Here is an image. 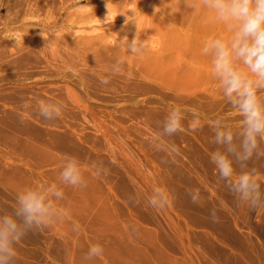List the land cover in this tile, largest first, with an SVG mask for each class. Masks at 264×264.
<instances>
[{
  "label": "rangeland",
  "instance_id": "obj_1",
  "mask_svg": "<svg viewBox=\"0 0 264 264\" xmlns=\"http://www.w3.org/2000/svg\"><path fill=\"white\" fill-rule=\"evenodd\" d=\"M134 35L146 43L135 54ZM230 37L204 0H0V219L26 228L16 213L28 192L49 206L11 264H103L88 258L93 244L103 256L152 252L138 264H264V155L237 161L214 142L220 121L242 151L243 117L202 51ZM43 105H62L61 116L45 120ZM174 108L184 130L170 136ZM212 150L230 158L233 180L254 174L257 209L220 178ZM73 158L84 187L62 178ZM157 191L165 209L149 203Z\"/></svg>",
  "mask_w": 264,
  "mask_h": 264
},
{
  "label": "clouds",
  "instance_id": "obj_2",
  "mask_svg": "<svg viewBox=\"0 0 264 264\" xmlns=\"http://www.w3.org/2000/svg\"><path fill=\"white\" fill-rule=\"evenodd\" d=\"M204 2L214 10L217 21L227 26L231 37L229 41L223 38L209 39L203 47V54L211 53L212 75L219 81L228 103L238 109L243 117V139L240 145L242 151H237L233 145L231 131L219 129L220 121L214 122L216 125L214 142L226 145L227 152L235 156L237 161H247L254 153L257 156L264 155V152L258 150L257 139L259 137L264 141V100L258 95L264 90V0H204ZM126 40L127 35L123 37L122 42ZM128 48L135 54L146 48V43H141L134 35ZM100 83L106 85L109 80L102 78ZM61 113L62 105H43L40 110V115L45 120L57 119ZM182 119L180 109H172L164 122V132L170 136L182 132L184 130ZM173 150L178 151L175 148ZM211 162L216 165L220 178L225 180L228 187L239 194L243 201L249 202L251 209L260 206V185L254 174L244 173L233 180L232 162L221 152L213 153ZM61 175L73 186H85L74 158ZM192 202L198 203L196 196L192 197ZM19 203L21 207L16 214L23 218V224L27 227L18 225L14 219L7 216L0 219V264H11L16 255L13 245L26 234L27 228H31L34 223L37 227L41 224L46 225L45 217L49 215V206L44 204L41 195L28 192L19 197ZM149 203L153 208L162 210L167 207L168 200L162 192L157 191ZM211 216L213 222H216L215 210ZM103 252L102 245L93 244L89 247L87 256L91 259L102 256Z\"/></svg>",
  "mask_w": 264,
  "mask_h": 264
},
{
  "label": "bare ground",
  "instance_id": "obj_3",
  "mask_svg": "<svg viewBox=\"0 0 264 264\" xmlns=\"http://www.w3.org/2000/svg\"><path fill=\"white\" fill-rule=\"evenodd\" d=\"M61 85H62V84H61ZM61 89H62V88H61ZM57 91H58V90H57ZM66 91H67V90H65V92H66ZM54 92H55V91H54ZM65 92H64V93H65ZM52 94H53V92H52ZM61 95H62V94H61ZM89 95H90V94H89ZM64 96H65V95H64ZM66 96H67V95H66ZM92 97H93V96H92ZM60 98H61V97L59 96L58 100H59ZM61 99H62V98H61ZM61 99H60V100H61ZM66 99H67V98H66ZM50 100H51V99H50ZM52 100H54V99H52ZM60 100H59V101H60ZM64 100H65V99H64ZM64 100H63V101H64ZM61 101H62V100H61ZM45 102H46V101H45ZM65 102H67V101H65ZM42 103H43V102H42ZM46 103H48V102H46ZM50 103H51V102H50ZM67 103H68V102H67ZM40 104H41V103H40ZM53 104H55V103H53ZM50 105H51V104H50ZM64 105H66V104H64ZM76 105H77V104H76ZM52 106H53V105H52ZM54 106H55V105H54ZM78 106H79V105H78ZM82 106H83V105H82ZM84 106H85V105H84ZM79 108H80V106H79ZM85 108H86V107H85ZM62 109H63V108H62ZM86 110H88V109H86ZM79 111H80V110H79ZM83 111H85V110H83ZM80 113H81V112H80ZM83 113H84V112H83ZM61 114H62V113H61ZM64 114H65V113H64ZM81 114H82V113H81ZM81 116H82V115H81ZM62 117H63V116H62ZM81 129H82V128H81ZM81 129H80V130H81ZM241 129H242V128H241ZM191 132H192V131H191ZM83 136H84V135H83ZM79 138H80V136H79ZM81 138H82V137H81ZM237 144H238V143H237ZM204 145H205V144H204ZM238 147H239V146H238ZM204 148L207 149V146L204 147ZM208 148H210V147H208ZM239 148H240V147H239ZM220 150H221V149H220ZM220 150H219V151H220ZM212 151H213V150H212ZM226 151H227V150H226ZM239 151H240V150H239ZM215 152H216V151H213V153H215ZM211 153H212V152H211ZM225 155H226V154H225ZM230 156H231V155H230ZM208 157H209V156H208ZM204 158H205V157H204ZM262 158H264V157H262ZM229 159H230V158H229ZM79 160H80V159H79ZM261 162H262V161H261ZM192 163H193V162H192ZM262 164H264V163H262ZM93 167H94V166H93ZM8 168H9V167H8ZM175 169H176V168H175ZM175 169H174V170H175ZM191 169H193V168H191ZM194 169H195V168H194ZM0 170H1V169H0ZM172 170H173V169H172ZM259 170H260V169H259ZM4 171H5V170H4ZM183 171H184V169H183ZM189 171H190V170H189ZM194 171H195V170H194ZM190 172H191V171H190ZM195 172H197V171H195ZM0 173H1V172H0ZM2 173H3V172H2ZM165 173H166V172H165ZM193 173H194V172H193ZM178 174H179V173H178ZM4 175H5V174H4ZM181 175H182V174H181ZM181 175H180V176H181ZM170 177L172 178V176H170ZM178 177H179V176H178ZM200 178H201V177H200ZM173 179H174V178H173ZM178 181H179V180H178ZM163 185H165V183H164ZM173 185H174V184H173ZM204 185H205V184H204ZM171 186H172V185H171ZM169 187H170V186H169ZM172 191H173V189H172ZM180 191H181V190H180ZM168 193H169V192H168ZM174 193H175V192H174ZM174 193H172V194H174ZM178 193H179V192H178ZM178 193H177V195H178ZM183 193H184V191H183ZM179 195H180V194H179ZM185 195H186V194H185ZM190 195H191V194H190ZM183 196H184V194H183ZM187 196H188V195H187ZM178 197H180V196H178ZM186 198H187V197H186ZM197 198H198V197H197ZM183 199H184V198H183ZM181 200H182V198H181ZM191 202H192V201H191ZM191 202H188V203H191ZM202 202H203V201H202ZM177 204H178V203H177ZM177 204H176V205H177ZM200 204H202V203H200ZM178 205H179V204H178ZM183 205H184V204H183ZM190 205H192V204H190ZM172 206H173V205H172ZM196 206H197V205H196ZM177 207H178V206H177ZM179 207H180V206H179ZM181 207H182V206H181ZM191 207H192V206H191ZM208 207H209V206H208ZM217 207H218V206H217ZM175 208H176V207H175ZM218 208H219V207H218ZM192 210H193V209H192ZM207 211H208V210H207ZM216 211H217V209H216ZM204 212H205V211H204ZM204 212H203V213H204ZM209 215H210V214H209ZM202 217H203V216H202ZM157 227H158V226H157ZM157 227H156V228H157ZM143 232H144V231H143ZM150 232H152V231H150ZM153 232H154V231H153ZM138 233H139V232H138ZM147 233H148V232H147ZM134 236H135V235H134ZM137 237H138V236H137ZM164 237H165V236H164ZM124 238H125V237H124ZM126 238H128V236H127ZM133 238H134V237H133ZM139 239H141V238H139ZM143 239H145V238H143ZM141 241H142V240H141ZM132 242H134V241H132ZM143 242H146V240H145V241H142V243H143ZM129 243H130V242H129ZM137 243H138V242H137ZM146 243H148V242H146ZM124 244H125V243H124ZM143 244H144V243H143ZM143 244H142V245H143ZM130 245H131V244H130ZM134 245H135V244H134ZM114 246H115V245H114ZM119 246H120V245H119ZM121 246H122V245H121ZM125 246H126V245H125ZM143 246H144V245H143ZM122 247H123V246H122ZM122 247H121V249H122ZM126 247H127V246H126ZM132 247H133V246H132ZM145 247H146V246H145ZM155 247H156V246H155ZM170 247H171V246H170ZM117 248H118V247H117ZM137 248H139V247H137ZM131 249H132V248H131ZM159 249H160V248H159ZM159 249H158L157 251H160V250H161V249H160V250H159ZM117 250H118V249H117ZM127 250H128V249H127ZM138 250H139V249H136V251H135V249H134L135 252H134V251H133V252H132V251H131V252H128V251H127L128 253H126V251H125L124 254H123V253H120L121 256L118 255V254H115V253H113V252H112V255L109 254V252H108V253H105V256H103V255H104V253H103V255H102V256H99V258L101 259V261H102L101 263H103V264H116L115 260H117L118 258H121V257H122L121 259H123V257H124V258L127 257V259H128V261H127V262L125 261V263L119 262V263H121V264H136V263L138 264L137 261H141L140 258H142V259L145 258V259H146V260L144 259L145 262H146V261H149V262H150L149 259H152V256H151V255H153L152 252L150 253V257H148V255H147V251H146V250H141V251L139 250L140 252H138ZM149 251H150V250H149ZM168 251H169V250H168ZM171 251H172V250H171ZM171 251H170V252H171ZM105 252H107V251H105ZM116 253H117V252H116ZM125 253H126L127 255H126ZM158 253H160V252H158ZM158 253H155V254H158ZM162 253H163V251H162ZM164 253H165V252H164ZM164 253H163V254H164ZM107 254H108V255H107ZM114 254H115V255H114ZM155 254H154V255H155ZM125 255H126V256H125ZM145 255H147V256H145ZM110 256H111V257H110ZM158 256H159V255H158ZM161 256H162V255H161ZM161 256H160V257H161ZM167 256H168V255H167ZM146 257H148L149 259H147ZM156 257H157V255H156ZM156 257H155V258H156ZM164 258H165V257H162L161 259H164ZM166 258H167V257H166ZM166 258H165V259H166ZM165 259H164V260H165ZM123 260H124V259H123ZM123 260H118V261H123ZM152 260H153V259H152ZM156 260H157V262H158V258H156ZM168 260H169V259H168ZM118 261H117V262H118ZM131 261H132L133 263H132ZM153 261H155V260H153ZM162 261H163V260H160V262H162ZM173 261H174V260H173ZM173 261H172V263H174ZM176 261H177V260H176ZM99 262H100V261H99ZM128 262H131V263H128ZM141 262H142V261H141ZM169 262H170V260L168 261V263H169ZM139 263H140V262H139ZM150 263H152V262H150ZM150 263L147 262L146 264H150ZM162 263H163V262H162ZM164 263H165V262H164ZM182 263H183V262H182ZM143 264H145V263H143ZM157 264H158V263H157ZM175 264H176V263H175ZM180 264H181V263H180Z\"/></svg>",
  "mask_w": 264,
  "mask_h": 264
}]
</instances>
